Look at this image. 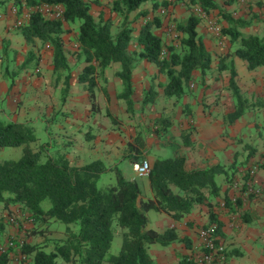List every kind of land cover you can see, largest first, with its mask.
Returning <instances> with one entry per match:
<instances>
[{
  "label": "trees",
  "instance_id": "16d2710c",
  "mask_svg": "<svg viewBox=\"0 0 264 264\" xmlns=\"http://www.w3.org/2000/svg\"><path fill=\"white\" fill-rule=\"evenodd\" d=\"M13 1L20 4L19 0ZM39 1L60 3L62 17L46 18L37 10H30L28 21L20 26L22 36L28 44L39 40L52 45V72L55 82L61 76L60 89L64 100L70 87V65L61 33L64 31V21L77 23V56L84 62L77 79L87 90L92 114L101 111L97 99V84L99 81H106L104 70L111 63H118L113 75L120 79V88L115 96L124 101L125 109L131 114L135 110L131 79L135 59L145 58L151 61L158 73L163 75V95L176 99L190 91V82L194 78L192 71L197 70L198 76L202 77L212 59V54L197 29L201 18L193 12L176 23L175 29L179 37L175 44H166L162 36L155 32L163 24L161 15L158 14L141 23L132 45L134 27L130 13L135 10L134 15L145 16L148 9H139L145 1H150L151 8L154 9L159 3L166 7L177 0L169 3L166 0H109L108 16L99 12L97 17L89 11L87 0ZM37 2L26 0L25 3L32 6ZM188 2L198 4L210 14L213 9H217L216 15L222 23L221 35L229 40L228 51L219 56L217 70L225 69L227 72L229 89L235 103L234 109L226 114V120L231 122L253 104L252 101H247L248 96L242 93L236 82L232 56L241 58L249 69L264 63V29H243L254 21L259 22L261 17L254 20V16H258L255 13L250 17H235L230 11L223 12L224 9L214 0ZM112 14H116V21ZM168 25L163 24L165 31ZM25 63H21L22 67ZM3 75L10 78L11 85V77ZM101 90L108 102L110 97L107 87L102 85ZM158 94L159 91L151 84L145 90L142 104L153 103ZM261 100L257 97L256 101L262 104ZM58 114V110L51 114L46 120L45 128H48L51 120L59 119ZM104 114L112 123L117 122V117L108 107ZM154 123L157 124L154 131L163 133L170 120L168 117H157ZM33 124L30 120L0 116V147L18 144L24 147L20 157L0 160L1 209L5 208L12 213V204L28 213L33 224L28 232L30 236L44 235L54 219L68 224L64 236L53 239L52 244L51 240L29 242L24 239L19 244L16 261L11 258L16 245L9 244L7 248L0 250V264H154L148 251L150 243L166 246L175 241H186L187 237L180 238L175 226L162 231L148 226L146 210L151 208L162 211L179 220L192 209L194 203L205 201L209 206V198L217 194L220 188L216 175L226 172L224 166L217 162L201 167H186V155L183 151L180 152L181 144L171 142V155L158 156L150 164L146 175L151 188L150 196L140 198L139 181L126 177L117 164L108 166L98 158L81 164L72 163L62 146L56 144L57 148L51 151L52 142L49 140L39 144L37 149L29 147L28 144L36 140ZM189 133L190 126L179 133L184 145L192 144ZM87 135L89 139L91 135ZM147 145L145 134L137 131L131 139L125 141L121 156L130 160L144 158L143 149ZM260 165L264 166V162ZM108 171L114 173V181L99 187L98 179ZM245 171L244 177L248 178V169ZM43 200L49 202V207L45 210L40 205ZM209 217L211 221H217L212 210ZM7 222L6 217L0 216V234ZM69 223H76L77 228ZM114 224L123 228L117 254L109 252L114 237ZM217 227L220 233L218 221ZM231 253V250L225 248L220 263L225 262ZM171 264H195V261L192 255L178 253Z\"/></svg>",
  "mask_w": 264,
  "mask_h": 264
},
{
  "label": "crops",
  "instance_id": "0c3cea01",
  "mask_svg": "<svg viewBox=\"0 0 264 264\" xmlns=\"http://www.w3.org/2000/svg\"><path fill=\"white\" fill-rule=\"evenodd\" d=\"M12 1L13 0H3L0 2V39H2V36L6 37L2 46H7L9 42L12 44L13 39L25 43L21 31H19L18 28L15 29L10 17L9 5ZM214 1L224 9L222 10L223 12L230 11L235 17H250V15L255 13L258 14V16H254V20L260 17H263L264 20V0H251L250 4L252 5L251 8L253 11L250 14H248V10L232 8V4L242 6L245 0ZM87 2L89 3V11L91 13L93 10H97L96 15L102 12L103 15L108 16L107 4L109 0H87ZM159 6L165 7L162 3H159L157 8ZM141 7L148 8L150 11V1L143 2ZM165 8V14L161 15L158 13L164 18L163 22L165 24L174 20L178 21L179 17L187 16V13L183 12L182 9H179L177 6L172 7L171 4H167ZM170 10L172 14L168 13ZM216 10L217 9H213L212 11L216 12ZM218 16L220 17V14ZM168 24L172 25L171 23ZM255 24L256 22L254 21L243 29L256 31V27H253ZM63 25L66 27L67 23H63ZM160 29L161 27L155 30L159 35L161 33ZM197 29L205 45L212 54L209 67L202 75L203 78L198 76L197 70L192 71L193 77H199L204 81L201 92L197 94L191 91L186 92L180 98L176 99L175 97L164 96L162 88L161 90L157 88L162 95V97L157 98L161 103L160 105H166L169 109H162L161 112H164L163 115H156L169 118L170 124L166 131L170 133V137L173 136V138L171 137V139H174L173 142L181 144L180 152L183 151L186 155V167H201L217 162L224 166L226 172L218 174L222 175L219 181L216 180L220 188L217 194L209 198V206L205 201L194 203L191 207L192 209L179 220L173 219L162 211H156L155 223L157 224V228H159L158 231L175 226L180 238L187 237V240L175 241L166 246L150 243L148 245V251L154 264H171L175 261L178 253H187L194 256L200 248V238L197 231L198 227L212 221L216 223L218 221L220 224V233L218 230V235L224 246L232 252L222 264H264V166L260 165L261 162H264V128L261 126L262 119L264 121V63L249 69L245 66L241 58L232 56L236 77L240 78L238 82L239 85L247 82L248 90L254 93V97L258 95L256 97L261 98L263 103H254V105L246 109L244 114L229 122L226 120V114L235 107L232 96L223 94L224 92L220 94H214V92H212L217 84L222 85V83H227L228 81L226 70H217L219 56L226 53L228 47L223 48L219 46L217 39L211 34L210 29L206 27L203 19H200L198 22ZM138 30L139 28H137L136 33ZM72 31L71 33L69 29H66L62 33L64 39L66 37H72V35L75 34L77 35V30L75 31V29H72ZM116 66H118V63H116ZM211 69H215L217 76H210ZM155 73H157L156 70ZM104 75L105 77L107 76L106 69L104 70ZM0 76L2 77L0 87L3 88L5 86V92L16 93V91L20 89L18 82L13 80L11 85H8V83L3 82L4 76L2 73H0ZM149 77V72L144 70L139 75L138 79L141 81L142 85L146 82L150 84L153 78L149 79ZM113 78L116 82L120 83V79L117 76H113ZM131 79L134 86V91L132 93L134 99L137 80L135 76V65L131 70ZM155 79L157 78L155 77ZM160 81H164L162 76H160ZM191 83L193 82L191 81L190 85ZM196 84L198 85V82ZM221 87L222 86H220V88ZM242 92H244L243 89ZM108 93L110 100L112 95L116 98L115 94H112L111 91H108ZM8 106L11 111L8 113L9 117L25 121L24 118L17 117L18 114H15L16 111L13 112L16 109V102ZM172 108H176L175 115L170 112ZM189 126V139L192 144L184 145L181 143L179 133L182 129ZM153 138L145 134V140L148 145L143 149V154H147L148 149L153 148L155 149L156 157H167L171 155L173 150L171 143L170 145L168 143H162L161 145L153 146ZM169 139L168 141H170ZM80 147L85 149L87 146L82 144ZM88 151L94 152L95 150L88 149ZM77 152L80 153V149ZM147 155L149 156V154ZM149 157L151 163L156 158L155 156ZM121 158L122 156L120 155L116 162L107 165H118ZM101 160L103 161V159ZM129 161L131 162L132 160L129 159ZM253 163H257L258 167L251 177V183L252 186L258 188V190L256 192H249L247 196H243L242 192L238 191L239 189L234 186V182L245 179V169H248ZM124 175L126 176L125 173ZM134 177H139L141 179L145 192L147 193H142L141 188L139 194L140 198L149 197L151 188L146 175L133 174L128 178L135 179ZM233 197L234 200H232ZM221 200L225 202L223 207L219 205ZM2 209L6 210L5 208ZM210 210L214 212L217 221L215 219L211 221L209 217ZM238 252H240V254ZM212 264L217 263L213 262Z\"/></svg>",
  "mask_w": 264,
  "mask_h": 264
},
{
  "label": "rangeland",
  "instance_id": "374dc122",
  "mask_svg": "<svg viewBox=\"0 0 264 264\" xmlns=\"http://www.w3.org/2000/svg\"><path fill=\"white\" fill-rule=\"evenodd\" d=\"M250 1L251 0H245L242 6L232 4V8L238 10L245 9L248 10V14H250L253 11ZM16 5L20 4H17L16 2ZM171 5L172 7L177 6L179 9H182V11L187 13V15L189 12L195 13L204 20L208 29H210L208 27V20L210 19L214 21L220 30L219 32L210 30L211 34L215 36L220 47H228L229 40L227 37L221 35L222 23L219 21L216 12L211 11L210 14L209 12L203 10L198 4L189 3L188 0H177ZM140 8L142 7L140 6L139 9ZM19 9H21V6H19ZM24 9L25 8H23V10ZM134 11L130 13L133 17L132 25L134 27L132 45L135 43V36L137 34L136 31L137 28L140 27L141 23L146 18L152 17V15H158L157 8H150V11L148 9V12L145 16H136L134 15ZM202 11H204L206 15H203ZM96 12L97 10H93L92 12L95 17H97ZM168 13L172 14L171 10L168 11ZM10 17L15 29L18 28L20 31V26L14 24L15 20L13 14H11ZM185 17L186 15L179 17L178 20L184 19ZM116 19L117 16L114 14V20L116 21ZM161 19L163 22L164 18L161 17ZM177 22L178 21L175 20L168 22L173 25L172 32L165 31L162 24L160 35L166 44L176 43L175 40L179 37V34H177L175 29ZM64 23H67V26L64 27V31L69 29L72 33V29H75V31L77 30L76 22L70 23L64 21ZM253 27H256L255 29L258 31H262L264 29L263 17H261L260 21L257 22ZM62 33L61 37L63 41V48L70 65V87L64 100L62 99V91L60 89L62 87L61 76L58 80H56V82L54 81L51 64L53 50L52 45L49 42L47 43L35 40L34 44H28L26 42L22 43L20 40L13 39L12 44L9 42L7 46H2V43L5 42L6 37L2 36V39H0V73H2V75H9L12 81L14 80L15 82H18L20 88L17 90L18 92L16 91V93H7L4 91L6 89L5 86L3 88L0 87V116L9 117L8 113L11 111L8 105L16 102V109L13 112L16 111L15 114H18L17 117L19 116L20 118L22 117L25 120L34 122L33 129L36 140L29 143V147L37 149L39 144L49 140L52 142L50 146L51 151L57 148L56 144L62 146L63 149H66L67 155L72 163L81 164L85 161L88 162L93 159L101 158L107 165L117 161L118 157L123 153L125 141L131 139L132 135L137 131H143L144 134L149 135L152 138L154 136L152 140L153 146L161 145L162 143H168L170 145L171 141H174V139H171L173 136L170 137V133H167V131L163 133L154 131L157 126V124L154 123V119L159 117L156 114L163 115L164 112H161L162 109L168 108L166 105H160L161 103L157 99L158 97H162V95H156L153 103L148 102L147 104H142V98L145 90L148 89L151 84H153L156 89L159 88V90H161L162 88L160 76L163 78V75L158 73L155 65L145 58L135 59V76L137 79L135 98L133 99L135 110L133 113L129 114L125 109V103L123 100L118 99L117 97L114 98V95H112L111 100L109 99L107 102L104 94L102 93V85H105L107 90L111 91L112 94H115L120 88V83L116 82V80L113 78V72L117 67V62L111 63L110 66L106 68V81H99L97 84V99L101 106V111L92 114L87 90L85 89L83 83L77 79L78 72L81 70V67L84 64L83 60L79 59L77 56V35L75 34L72 35V37H66L67 39H64ZM24 62H26L25 66L22 67L21 63L23 64ZM19 65H21L20 68ZM144 70L149 72V79L153 78L152 83L149 84V82H146L143 83V85L141 84V81L138 78ZM155 70L157 73H155ZM210 76H217L215 69L210 70ZM155 77L157 79H155ZM4 78L3 82L8 83L9 85L10 78ZM194 78L191 80L194 85H190V91L196 92L197 94L201 92V87L204 84V81H202L199 77L195 79ZM1 79L2 77L0 76V81H2ZM239 81L240 78L236 77V82L238 85ZM197 82L198 85L196 84ZM220 86L222 87L220 88ZM239 87L241 91L243 89L244 92L242 93L245 96H248V102L252 101V105H254V103L258 104L256 101V96L258 95L254 97V93L248 90L247 82L239 85ZM212 92H214V94H220L221 92H224L223 94H228L230 96L231 91L229 89L228 81L227 83H222V85L217 84L213 88ZM106 107H108L117 117L118 120L116 123H112L109 118L105 116L104 110ZM55 110L59 111V119L54 121L51 120L48 128H45L44 125L47 124L46 120L51 117V114ZM170 112L175 115L176 108H172ZM261 123V126L264 125L263 119ZM86 131L91 135L89 139H87L89 135L85 133ZM167 138H170V141H168ZM66 139L69 140L68 142L64 143ZM82 144L88 148L85 147V149H83L80 147ZM23 149L24 147L21 144L2 146L0 147V160L5 158L16 159L21 156ZM79 149L80 153L77 152ZM88 149L95 151H88ZM147 154H149V156L156 157L155 149L153 148H149ZM147 154H143V157L147 158L151 164L150 157ZM131 162L128 158L122 157L118 163L122 171L128 177L136 174L132 168ZM221 177L222 175H216V180L219 181ZM134 178L139 181L142 188L141 192L146 193L141 179L139 177ZM113 181L114 173L108 171L100 176L97 181V185L99 187H103L109 183H112ZM40 205L45 210L49 207V202L47 200H43L41 201ZM10 209L13 214L7 212V209H1L0 203V216L3 215L8 219L6 228L0 235V250L7 248L9 241L12 240L16 245L14 255L11 256L14 261H16L18 258L20 249L19 244L24 239L29 242H38L44 239L50 242L51 240L52 244L53 239L57 237H63L65 234V228L68 223L54 219L49 223V227L46 228L44 235L30 236L28 232L33 224L29 214L23 210L21 211L18 205L11 204ZM146 214L148 216V226H152L153 228L159 230V228H157V224L155 223V217L157 215L156 210L149 208L146 210ZM69 225L77 228L76 223H69ZM122 230L123 228L121 226L119 227L116 224L113 225L114 237L109 249V252L112 254H117L119 251L122 240ZM225 248L227 249V247ZM213 262L222 264L220 261Z\"/></svg>",
  "mask_w": 264,
  "mask_h": 264
},
{
  "label": "built area",
  "instance_id": "2783aa9c",
  "mask_svg": "<svg viewBox=\"0 0 264 264\" xmlns=\"http://www.w3.org/2000/svg\"><path fill=\"white\" fill-rule=\"evenodd\" d=\"M19 1L20 5H16L14 1H12L9 5V11L11 14H13L15 20L14 24L17 26L26 24L29 19L28 16L30 10H37L46 18L62 17V6L60 3H45L39 0H35L38 1L36 4L28 6L25 3L26 0ZM166 1L169 3L171 0ZM19 6H21V9H19ZM23 8L25 9L23 10ZM157 11L162 15L166 13V8L163 6H159L157 8ZM202 12L203 15H206L204 11ZM208 27L210 28V30L215 32H219L220 30L218 25L210 19L208 20ZM172 28V25H168L166 27V30L168 32H172ZM191 85H193V83H191ZM131 164L133 170L138 175H147V173L149 172L150 162L147 158L133 160ZM257 167L258 164L253 163L248 167V178L234 182V186L239 189L238 191L242 192L243 196H247L249 192H256L258 190V188L253 187L251 183V177L256 171ZM232 200H234V197L232 198ZM224 204V200H221L219 203V205L222 207L224 206ZM197 231L200 238V248L198 253L193 257L195 264H211L214 259V261L217 262L221 261L224 255L225 246L218 235L217 223L212 221L206 225H201L198 227ZM9 244H14V242L10 240Z\"/></svg>",
  "mask_w": 264,
  "mask_h": 264
}]
</instances>
